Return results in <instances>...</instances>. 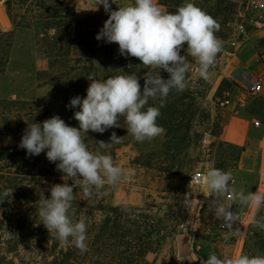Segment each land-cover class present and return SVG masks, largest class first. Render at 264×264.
I'll use <instances>...</instances> for the list:
<instances>
[{
    "label": "trees",
    "instance_id": "16d2710c",
    "mask_svg": "<svg viewBox=\"0 0 264 264\" xmlns=\"http://www.w3.org/2000/svg\"><path fill=\"white\" fill-rule=\"evenodd\" d=\"M183 1L159 0V3L166 11L175 12ZM207 1L204 0V5H196L214 18L224 17L230 11V3L224 0L215 3ZM3 2L12 30L6 31L0 27V82L8 66L15 29H33L37 53L47 61V67L36 72L38 88L49 86L61 97L66 108L65 122L69 126L79 127V122L74 119V112L79 111V107L66 106L73 97H86L84 88L91 82L88 76L106 79L123 74V68H136L134 72L143 86V76L147 70L137 69L136 66L141 64L138 59L120 55L118 45L92 40L75 41L72 30L76 0ZM15 5L26 7L15 13ZM181 54L187 55L185 51ZM99 59L102 62L101 70L95 65L100 62ZM188 59L192 64L191 57ZM160 74L164 79L169 76L163 70ZM189 76L190 73L187 80ZM193 100L186 90L170 92L157 121L166 130L165 134L151 141V144L160 143L167 150L165 153H142L138 158L140 165L148 169L156 168L161 173L183 175L192 143ZM150 104L158 106L159 101H150ZM0 106L4 107L0 119L4 118L6 123L14 120L17 131H25L29 124L42 123L54 116L52 105L41 96L28 100L0 98ZM119 123V128H109L104 133H85L89 150L98 148L97 141L110 142L112 132L123 139L119 144L112 145L106 154L114 156L117 149L128 145L132 136L127 134L123 118ZM46 151L29 156L26 149L18 145L0 147V191L14 189L12 197L0 203V264H157L163 247L167 243L172 247L175 237L183 233L182 225L167 223L173 222L172 212L161 208L115 204L113 186L106 187L103 194L94 197L86 196L77 187L74 189L72 212L75 213L74 219L78 220L82 215L87 217L88 249L82 253L74 246H61L41 223L37 209L40 200L50 198L53 185L65 182L71 185L72 181L57 170L58 162H49ZM167 163L170 165L159 167ZM174 166L178 169L174 170ZM149 255H155L154 259L150 260Z\"/></svg>",
    "mask_w": 264,
    "mask_h": 264
},
{
    "label": "clouds",
    "instance_id": "9594fccd",
    "mask_svg": "<svg viewBox=\"0 0 264 264\" xmlns=\"http://www.w3.org/2000/svg\"><path fill=\"white\" fill-rule=\"evenodd\" d=\"M111 3L117 4L116 0ZM111 3L95 0L90 8L98 11V6L102 5L108 13L96 39L116 43L120 55L138 59L141 64L136 67L148 69L143 76V86L135 72H123L106 79L90 75L86 97H73L66 106L79 107V111L74 112L78 128L54 115L42 123L29 124L18 145L26 149L29 156L47 150L49 162H58L57 170L72 181L71 185L67 182L53 185L50 198L40 200L37 212L41 223L61 246L71 245L82 253L88 249V220L83 215L74 219V189L78 187L86 196L94 197L103 194L106 187L116 186L125 176L123 167L114 162L112 155L106 154L123 137L112 132L110 142L97 141L98 148L90 151L84 134L119 128L121 118L127 125V134L136 142L152 141L165 134L166 130L157 123L160 110L171 91L186 89L192 67L188 57L198 66L199 76L207 81L210 69L223 50V43L216 36L219 22L191 0H185L175 12L166 11L159 0H131L118 5L117 10H112ZM182 51L187 55H182ZM161 70L169 74L167 79L161 76ZM157 100L158 106L150 104ZM192 179L207 189L211 197L208 208L221 221L225 241L240 234V229L234 225L245 209L255 213L252 226L264 231V214H261L264 213V192L238 190L232 173L215 167ZM13 191V188L0 191V203L11 198ZM233 205H238L239 210L233 211ZM199 260L200 264H264V255L220 256L213 252L206 260Z\"/></svg>",
    "mask_w": 264,
    "mask_h": 264
},
{
    "label": "rangeland",
    "instance_id": "374dc122",
    "mask_svg": "<svg viewBox=\"0 0 264 264\" xmlns=\"http://www.w3.org/2000/svg\"><path fill=\"white\" fill-rule=\"evenodd\" d=\"M3 1H0V9H2V12L0 11V27L2 29H4L3 15L7 19ZM216 1L219 0L207 2L215 3ZM224 1L230 3L228 4L229 13L224 17L215 18L220 24V30L216 36L222 41L223 50L217 56L215 66L210 69V79L205 81L199 76L198 66L191 58L192 67L187 80L188 88L185 90L194 99L191 102L194 117L191 128L192 143L186 156L183 175L161 173L156 168L148 169L140 165L141 162L138 161V158L142 153L151 151L165 153L167 148L161 146L160 143L151 144V141L138 143L132 137L128 145L117 149L112 156L114 162L123 167L125 174L121 182L113 186L115 204L128 207L161 208L173 213V222H167L168 224L183 226L184 242L179 246L176 240L177 235L172 247L170 243H167L157 257V264H200V258L206 260L207 256L213 252L220 256L241 253L250 256L264 255V231L252 226L254 211L245 209L241 212L238 224L234 225L240 229V234L225 241L221 221L216 219L208 208L211 197H209L207 189L203 185L190 183V176L195 171H206L215 167L231 172L238 190L242 188L245 192H256L257 190L264 192V149L261 146L264 130L256 129L253 126V121L256 119L264 123V95H252L247 92L245 86L248 77L246 75L239 76L240 74L237 76L235 71L236 64L239 63V59H237L239 52L229 45L231 38L240 32V27H245L249 31L251 20L261 13L264 16V0H254V2L252 0ZM94 2L95 0H76V15L72 30L76 42L98 41L96 35L108 19V13L105 12L102 5L98 6V11L90 10L94 6ZM109 2L111 3V0ZM128 2L131 0H116L117 4L111 3V8L117 10L118 5ZM191 2L205 4L204 0H191ZM25 7L20 8L15 5V13H19ZM21 29L17 28L15 31ZM99 42L107 43L103 39ZM262 46L264 47V41ZM34 51L36 60L33 68L36 78V72L45 69L47 61L42 54L37 53L35 33ZM231 52H235V55ZM101 63V60L95 63L99 70H101ZM135 69L127 67L122 70L130 74L132 71H136ZM146 70L148 71V69ZM90 83L84 88L86 95ZM38 85L36 80V95L32 99L37 96L43 97L52 105L53 115H58L66 121V108L61 97L49 86L38 88ZM234 90L239 91L240 100L235 99ZM227 93H231L232 101L227 106H221L220 101L224 100ZM0 98L14 99L1 96ZM3 108L0 106V112ZM237 110H241L240 116L232 114ZM0 125V129L3 131L0 134V147L19 145L25 131H17L14 120L6 123L4 118H1ZM243 126L248 131L245 140L224 138L227 132L239 134L242 132ZM205 133H208V136L205 137ZM165 165L160 164L159 167L165 168L170 163ZM173 169L176 170L178 167L174 166ZM236 209L239 210V206L233 205L232 210ZM154 257L155 255H149L150 260Z\"/></svg>",
    "mask_w": 264,
    "mask_h": 264
},
{
    "label": "crops",
    "instance_id": "0c3cea01",
    "mask_svg": "<svg viewBox=\"0 0 264 264\" xmlns=\"http://www.w3.org/2000/svg\"><path fill=\"white\" fill-rule=\"evenodd\" d=\"M0 11L2 12V9H0ZM3 17V30L12 29V24L8 16L7 19ZM263 41L264 29L261 32V37H249L248 41L239 50V53L237 55L239 63L236 64L237 69L235 70L237 72V76L238 74H240L239 76L246 75L249 78L251 75L262 70V68L264 67V47L262 46ZM35 60L36 56L34 51V32L32 31V29L28 28L16 30L14 33V41L9 56L8 66L6 68V73L2 78L0 86V96L2 98H34V96L36 95V78L33 68ZM234 91L235 99L238 98L240 100L239 91ZM232 114L235 116H240L241 110H237ZM247 134V128L243 126L242 132H240L239 134L235 135L234 133L227 132L224 138L227 140H245ZM183 236L184 234H179L177 236L176 240L179 246H181L182 242H184Z\"/></svg>",
    "mask_w": 264,
    "mask_h": 264
},
{
    "label": "built area",
    "instance_id": "2783aa9c",
    "mask_svg": "<svg viewBox=\"0 0 264 264\" xmlns=\"http://www.w3.org/2000/svg\"><path fill=\"white\" fill-rule=\"evenodd\" d=\"M254 2V0H252ZM264 29V16L263 14H259L251 20V29L249 31L246 30L245 27H240V32L237 36L231 38L229 45L237 52L244 46V44L248 41L249 37L258 38L261 37V32ZM231 54L235 55V52H231ZM247 92L252 95H264V67L259 72L251 75L248 78L247 85L245 86ZM231 93H227L224 100L220 101L221 106H227L231 102ZM253 126L256 129L264 130V123L260 120H254ZM208 136V133H205V137ZM261 146L264 149V136L261 141ZM205 171H195L190 176V183L193 185H202L198 183L195 179H192L197 176V174H203ZM192 179V180H191Z\"/></svg>",
    "mask_w": 264,
    "mask_h": 264
},
{
    "label": "bare ground",
    "instance_id": "6f19581e",
    "mask_svg": "<svg viewBox=\"0 0 264 264\" xmlns=\"http://www.w3.org/2000/svg\"><path fill=\"white\" fill-rule=\"evenodd\" d=\"M1 7V6H0ZM3 8V7H2ZM5 10V9H4ZM4 16V15H3ZM4 18V17H3Z\"/></svg>",
    "mask_w": 264,
    "mask_h": 264
}]
</instances>
